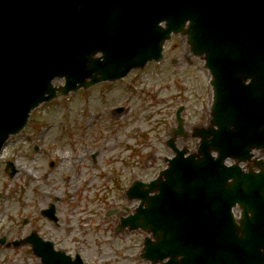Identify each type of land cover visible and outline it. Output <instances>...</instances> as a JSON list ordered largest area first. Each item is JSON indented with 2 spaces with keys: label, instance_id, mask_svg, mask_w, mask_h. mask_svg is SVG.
<instances>
[{
  "label": "water",
  "instance_id": "water-1",
  "mask_svg": "<svg viewBox=\"0 0 264 264\" xmlns=\"http://www.w3.org/2000/svg\"><path fill=\"white\" fill-rule=\"evenodd\" d=\"M178 32L209 70V125L194 129L196 154L174 147L157 179L134 183L141 203L121 224L152 232L142 253L152 264H264V180L224 165L264 148V0H0V148L42 101L159 60ZM35 253L81 264L39 242Z\"/></svg>",
  "mask_w": 264,
  "mask_h": 264
},
{
  "label": "rangeland",
  "instance_id": "rangeland-1",
  "mask_svg": "<svg viewBox=\"0 0 264 264\" xmlns=\"http://www.w3.org/2000/svg\"><path fill=\"white\" fill-rule=\"evenodd\" d=\"M208 82L203 60L189 54L177 34L166 42L160 63L39 105L26 129L11 136L2 151L0 235L18 238L34 228L56 248L78 252L85 264H149L140 256L145 232L115 231L118 216L127 213L122 206L132 210L136 205L121 188L135 178H153L165 165L164 156L171 155L165 140L175 127L178 106L184 107L182 126L188 132L206 123L212 96ZM120 106L123 110L115 113ZM36 143L46 148L35 152ZM175 143L193 149L197 140L178 136ZM71 149L75 162L80 160L77 166ZM49 158L55 166L49 167ZM5 159L18 168L11 179L3 173ZM54 195L59 196L56 224L40 214ZM116 207L117 214L104 216ZM0 264H37V259L27 244L0 246Z\"/></svg>",
  "mask_w": 264,
  "mask_h": 264
}]
</instances>
